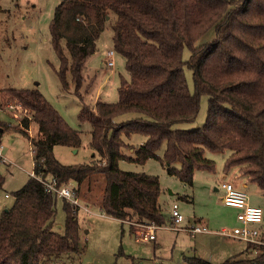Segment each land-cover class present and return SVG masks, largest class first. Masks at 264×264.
Listing matches in <instances>:
<instances>
[{
  "label": "trees",
  "instance_id": "16d2710c",
  "mask_svg": "<svg viewBox=\"0 0 264 264\" xmlns=\"http://www.w3.org/2000/svg\"><path fill=\"white\" fill-rule=\"evenodd\" d=\"M107 22L127 76L120 75L115 101L81 105L77 118L90 125L88 162L64 164L55 157V144H80L79 130L37 88L0 87V112L12 100L26 109L12 129L31 144L32 171L54 176L59 184L71 180L76 190L100 185L102 213L157 225L164 222L157 175L121 169L118 161L159 158L163 141L159 159L184 184L192 185L196 168L214 169L205 148L229 149L223 170L237 166L246 181L264 190V0H59L48 29L61 89L72 83L81 97L82 66ZM210 28L214 36L196 44ZM184 66L191 70L193 90ZM203 93L204 122L178 126L195 119ZM126 114L131 115L122 118ZM32 121L36 132L30 135ZM8 125L0 117V138ZM131 133L143 135V141L127 142L124 136ZM3 181L0 174V187ZM11 194V205L0 210V264H66L58 262L61 255L81 252L77 210L67 199L62 198L63 229L56 231L51 224L57 195L42 181L29 175ZM250 248V256L234 254L218 263L187 255L183 264H264V242L247 244Z\"/></svg>",
  "mask_w": 264,
  "mask_h": 264
},
{
  "label": "rangeland",
  "instance_id": "374dc122",
  "mask_svg": "<svg viewBox=\"0 0 264 264\" xmlns=\"http://www.w3.org/2000/svg\"><path fill=\"white\" fill-rule=\"evenodd\" d=\"M59 0H0V87L37 88L62 118L71 127L78 129L80 144L76 147L64 144H55L53 153L64 164L88 162L91 159L92 149L89 145L90 125L87 121H79L77 114L83 102L94 103L97 99L115 101L120 75L127 76L124 58L114 51L113 64L107 65L106 52L112 49L111 28L107 22L96 39V49L85 60L81 73L84 76L78 93H74L73 84L67 90L61 89L60 81L54 67L58 60L50 43L49 21L53 15L55 5ZM214 36L213 29L202 34L196 44L209 40ZM188 51L183 48V57L187 58ZM187 85L193 90L191 70L183 67ZM69 78V77H68ZM70 81V78H69ZM207 95L199 97V108L192 122L179 123L178 126L192 128L199 126L205 120ZM26 114V109L12 100L3 106L0 117L9 123L4 129L0 141V174L4 181L0 187V210L11 205V192L19 188L30 175L32 170L31 144L26 135L12 129L15 123ZM126 114L122 118L128 117ZM36 132L35 122H31L28 133ZM127 142L134 146L144 139L139 133L124 136ZM165 146L163 141L157 150L159 158ZM131 154L130 149L125 151ZM229 149H204V156L214 161V169H200L196 171L192 185L184 184L177 176L166 172L159 158L149 157L142 163L120 159L121 169L144 171L157 175L160 183L158 201L163 213L164 222L155 229V239H142L138 232H145V224L131 220L119 219L106 215L99 210L98 199L100 185L95 184L91 190L84 186L75 193L79 203H85L90 211L78 207L77 220L79 224V242L82 248L78 255H61L59 263L66 264H183L184 254H198L190 249L193 238L201 241L203 249L201 256L213 263L238 254L240 257L250 256L253 248L247 249L245 241L236 239L239 248L222 252L219 249L228 245L233 239L218 233V229L230 228L234 225L235 208L225 206L220 201L222 191L215 189L222 180H229L232 173H238V167L223 170V163ZM242 175V174H241ZM244 176V175H242ZM229 178V179H228ZM245 178V176H244ZM72 186L74 182H67ZM253 184V185H252ZM245 188L248 200L256 198L263 211L262 231L264 232V190L255 183ZM76 188V187H75ZM7 192L8 197L4 196ZM259 192V193H258ZM262 192V194H260ZM62 196L56 197L52 229L62 231L64 212ZM177 203L183 219L177 226L191 224L196 218L206 222L208 231L190 236L183 228L170 227V209L172 203ZM74 206V205H73ZM128 225L133 226L136 234L130 232ZM205 235L204 239L198 237ZM249 244V243H247ZM235 251V252H233Z\"/></svg>",
  "mask_w": 264,
  "mask_h": 264
},
{
  "label": "built area",
  "instance_id": "2783aa9c",
  "mask_svg": "<svg viewBox=\"0 0 264 264\" xmlns=\"http://www.w3.org/2000/svg\"><path fill=\"white\" fill-rule=\"evenodd\" d=\"M114 49H109L106 52L107 59L106 64H113ZM30 175L35 176L44 184L46 191L56 195H60L67 199L77 209L78 207L83 210H88L84 204L79 203L77 195L75 193V187L68 183H58L56 178L51 175L35 174L32 170L29 172ZM219 187L222 190L221 200L225 205L232 206L237 209L235 218L238 221L237 224L228 228H221L218 230L220 234L231 236L248 243H262L264 240L261 238L262 222H263V211L260 206L251 205L247 202V193L243 189L237 188L231 181L222 180L219 182ZM8 193L4 196L8 197ZM89 211V210H88ZM170 227L183 228L190 233H196L201 231H208L205 224L198 222L191 223L187 226H177L176 223L183 219L182 214L178 210L177 203H172L170 209ZM145 224V232L137 231L142 239H153L155 237V229L160 225L154 222H147ZM162 225V224H161Z\"/></svg>",
  "mask_w": 264,
  "mask_h": 264
},
{
  "label": "crops",
  "instance_id": "0c3cea01",
  "mask_svg": "<svg viewBox=\"0 0 264 264\" xmlns=\"http://www.w3.org/2000/svg\"><path fill=\"white\" fill-rule=\"evenodd\" d=\"M201 168H196L195 170H194V172H193V181L195 180V175H196V171L197 170H200ZM238 173L239 174H235V173H232V175H230L229 176V180H231V182L234 184V186L235 187H237V188H240V189H243L244 191H245V188L248 186V185H250V184H252V182H249V181H246V179L244 178V176H242L241 175V173L238 171ZM253 185V184H252ZM215 189H220L221 190V188L219 187V185L217 186V187H214ZM222 191V190H221ZM5 193H7V192H5ZM4 193V194H5ZM259 193V192H258ZM260 194H262V192H260ZM222 195V194H221ZM220 201H221V203L222 204H224L223 202H222V200H221V196H220ZM247 202L249 203V204H251V205H257V206H260V205H258V202H257V200H256V198H253L252 200H248V197H247ZM82 204H84L86 207H88L89 205H87V204H85V203H82ZM225 205V204H224ZM225 206H228V205H225ZM232 207V206H231ZM261 207V206H260ZM88 210H89V208H88ZM235 210L237 211V209L235 208ZM90 211V210H89ZM236 211H235V213H236ZM233 221H235L234 222V225L235 224H237L238 223V221L236 220V218H235V215H234V220ZM194 222H198V223H201V224H206V222L204 223V220L203 219H201V218H196V219H194L193 221H192V223H194ZM189 225V224H188ZM161 226V225H160ZM187 226V225H186ZM219 230V229H218ZM187 231V230H186ZM188 232V231H187ZM205 232H207V231H201V232H196V233H190V232H188L189 233V235L190 236H193V237H196L195 235L196 234H199V233H205ZM218 232V231H217ZM135 235H138V234H136L137 233V231H136V233H135V231L133 232ZM219 233V232H218ZM264 233V232H263ZM223 235V234H222ZM200 237H202L203 239H204V237H205V235H200L199 237H198V241L200 240ZM206 238V237H205ZM233 240L232 241H230V242H227V243H229L228 245H226L225 247H223L222 249L220 248L219 249V251H221L222 253L221 254H223V253H225V252H231V251H229V250H234L235 248H239V243L236 241V239L237 238H234V237H231ZM153 239H155V237L153 238ZM240 240V239H239ZM192 242V244L189 246L190 247V249H193V251L194 252H198V254H192V255H199V256H201V251L200 250H202L203 249V244H202V242L201 241H199V242H197L196 241V239H194L193 238V241H191ZM246 243V245H247V243L248 242H245ZM233 252H235V251H233ZM187 255H189V254H184V255H182V257H184V256H187ZM202 257V256H201ZM184 262V261H183Z\"/></svg>",
  "mask_w": 264,
  "mask_h": 264
}]
</instances>
